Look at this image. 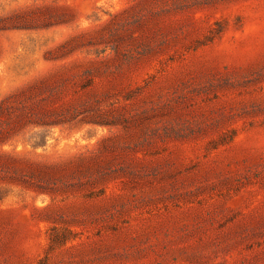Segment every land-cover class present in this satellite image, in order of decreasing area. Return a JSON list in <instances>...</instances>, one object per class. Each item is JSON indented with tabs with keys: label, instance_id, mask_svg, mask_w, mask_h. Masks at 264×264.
<instances>
[{
	"label": "rangeland",
	"instance_id": "1",
	"mask_svg": "<svg viewBox=\"0 0 264 264\" xmlns=\"http://www.w3.org/2000/svg\"><path fill=\"white\" fill-rule=\"evenodd\" d=\"M0 264H264V0H0Z\"/></svg>",
	"mask_w": 264,
	"mask_h": 264
}]
</instances>
